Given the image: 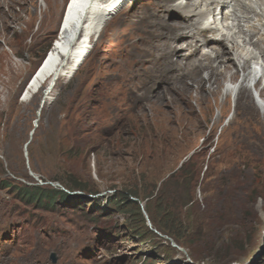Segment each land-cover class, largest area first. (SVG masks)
Here are the masks:
<instances>
[{
    "label": "rangeland",
    "instance_id": "rangeland-1",
    "mask_svg": "<svg viewBox=\"0 0 264 264\" xmlns=\"http://www.w3.org/2000/svg\"><path fill=\"white\" fill-rule=\"evenodd\" d=\"M67 2L0 0V264H264V100L255 84L251 107H238L234 91L199 104L182 69L186 40L181 31L168 38L165 26L189 22L180 0H126L46 101L49 80L25 100ZM179 83L191 88L194 112L178 100ZM195 150L203 154L189 193L197 207L159 209L162 182ZM247 180L255 196L247 219L211 225L222 208L217 191ZM34 185L64 194L48 205L25 193ZM118 196L121 208L111 205ZM147 207L162 225L176 221L194 259L155 230Z\"/></svg>",
    "mask_w": 264,
    "mask_h": 264
},
{
    "label": "bare ground",
    "instance_id": "bare-ground-1",
    "mask_svg": "<svg viewBox=\"0 0 264 264\" xmlns=\"http://www.w3.org/2000/svg\"><path fill=\"white\" fill-rule=\"evenodd\" d=\"M125 1L68 0L57 36L27 80L22 90L23 98L31 99L49 80L41 93V100L46 101L56 80L62 74L68 76L71 70L82 64L91 49L90 37L102 31L104 23L108 22L111 15ZM203 4L204 8L199 9ZM176 7L187 13L186 19L189 22L187 24L178 22L173 26L165 23V26L168 28V38L181 31L178 36L181 40H186L184 51L179 53L182 60L186 61L182 69L189 73L196 87L194 88L196 101L204 104L210 98H217L220 94L230 96L234 91L238 107H251L253 105L248 99L254 98L250 93L249 82L255 84L258 97L264 100V85L261 86L257 82L258 78L264 77V0H180ZM197 8L199 10H196ZM226 8L228 10L223 12L222 9ZM218 14H222L220 19ZM80 38L84 40L76 48L75 45ZM216 45L220 47L216 48ZM201 47L210 48L213 53L203 52L198 55ZM168 51L176 50L170 47L166 50ZM195 68L203 69L206 76L193 70ZM239 73L240 83L237 86L232 85ZM181 76L183 78L182 73ZM180 83L184 84L185 81L181 80ZM180 83L179 88H176L178 100L189 108L188 93L191 88ZM220 111V115L223 116L227 107L221 105ZM189 112L194 110L189 108ZM261 118L264 120V116H259L257 120L260 121Z\"/></svg>",
    "mask_w": 264,
    "mask_h": 264
},
{
    "label": "trees",
    "instance_id": "trees-1",
    "mask_svg": "<svg viewBox=\"0 0 264 264\" xmlns=\"http://www.w3.org/2000/svg\"><path fill=\"white\" fill-rule=\"evenodd\" d=\"M203 154L199 151H193L187 158H185L178 168L173 171L162 182L161 188L158 191V195L155 199L157 207L159 209H170L172 212H176L181 207H197V203L193 200V197L189 195L191 190V184L197 181L198 175L201 170V157ZM232 180V179H231ZM254 181L247 180L245 183H237V181H228L227 185L217 191V196L214 199H218L221 202V211L217 214H211V225L213 221H221L225 224L241 223L247 219V213L245 207L254 202L253 190ZM66 189V187H64ZM41 187L34 185L29 192L25 191L29 197L41 200V197L45 195L50 205L57 196L64 194L61 189H55L50 192H41ZM68 190V189H67ZM52 193V194H51ZM123 198L118 196L112 201L111 205L115 208H121V202ZM244 211V212H243ZM147 212L151 224L155 230L170 237L178 246L187 250L190 258L194 259L196 254L193 252V243L186 238L185 235L180 233V228L176 221H172L167 225L160 224L161 221H157L153 214V209L147 207ZM242 215H244L242 217ZM242 220V221H241Z\"/></svg>",
    "mask_w": 264,
    "mask_h": 264
}]
</instances>
